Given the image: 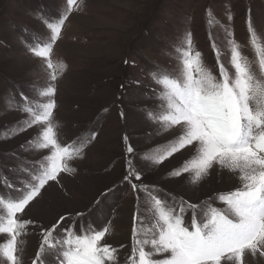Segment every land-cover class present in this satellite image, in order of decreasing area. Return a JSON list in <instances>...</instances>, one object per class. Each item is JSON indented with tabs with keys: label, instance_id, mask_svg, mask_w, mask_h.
Here are the masks:
<instances>
[{
	"label": "rangeland",
	"instance_id": "obj_1",
	"mask_svg": "<svg viewBox=\"0 0 264 264\" xmlns=\"http://www.w3.org/2000/svg\"><path fill=\"white\" fill-rule=\"evenodd\" d=\"M65 8L66 0H0V195L12 198L17 189L31 182L33 166L38 168L49 154L27 143L37 135L38 126L18 134L14 128L27 118L18 110L24 96L33 106L43 103L46 98L39 92L54 83V120L60 142L79 144L93 132L95 139L82 158L68 162L72 173H61L57 181H49L18 215L43 228H50L62 216L68 218L64 226L75 222L77 230L107 225L110 232L102 243L117 249V264H127L132 256L134 216L150 217V210L145 212L147 195L134 192L124 179L125 137L134 148L133 163L143 172L142 179L134 182L155 186L157 194L169 201L175 198L223 208L216 197L240 186L237 174L219 166L196 184L188 174L170 177L173 169L192 156L190 148L159 166H150L141 158L178 134L177 129L156 135L159 125L146 115L150 110L158 112L160 103L154 97L161 87L150 73L175 71L176 46H183L190 32L193 50L202 54L214 74L218 75V65L213 41L227 63L232 39L259 76L247 21L251 17L258 44L264 46V0H83L81 9L69 15L54 45L53 60L66 69L52 82L48 78L51 70L28 51V45L36 43L38 35L46 38L49 34L41 18L58 19ZM21 239L25 242L22 264H32L42 240L40 228L30 227ZM45 259L55 264L51 252ZM245 264H264V256L246 253Z\"/></svg>",
	"mask_w": 264,
	"mask_h": 264
},
{
	"label": "snow or ice",
	"instance_id": "obj_2",
	"mask_svg": "<svg viewBox=\"0 0 264 264\" xmlns=\"http://www.w3.org/2000/svg\"><path fill=\"white\" fill-rule=\"evenodd\" d=\"M82 3L83 0H66V8L58 19L42 17L49 34L46 38L38 35L36 43L28 45V51L51 70L48 78L52 82L66 69L65 64L53 60L54 45L61 38L69 15L79 11ZM247 26L259 76L242 54L240 45L232 39L228 42L230 56L227 63L213 41L218 65V75L214 74L204 63L202 54L193 50L190 32L186 34L183 46H176L175 71L154 70L150 73L161 87L154 97L160 103L158 112L150 110L146 115L159 125L156 135L177 129L178 134L141 156L150 166H159L190 148L192 156L173 169L168 174L170 177L188 174L190 182L196 184L209 174L210 169L219 166L237 174L240 186L216 197L223 203V208L212 203L196 205L175 198L169 201L157 194L155 186L134 182L142 179L143 172L133 163L134 148L125 137L124 179L134 192L147 195L145 212L150 210V217L134 216L132 256L127 264H245L246 253L264 256V46L258 44L251 17ZM228 35L231 37L232 33ZM55 94V84L49 83L39 92L46 98L43 103L33 106L24 96V102L18 108L27 118L18 122L14 131L18 134L38 126L37 135L27 143L37 150H47L49 154L39 162L38 168L33 166L31 182L17 189L12 198L0 195V209L3 210L0 214V261L2 264H22L25 242L21 237L30 227H39L42 240L32 264H47L45 254L49 252L54 255L55 264H117V249L102 243L110 232L107 225L101 228L81 226L77 230L75 222L64 226L68 218L62 216L50 228H43L18 215L40 196L49 181H57L61 173H72L74 169L68 162L82 158L84 149L95 139L93 132L79 144L60 142L58 124L54 120ZM10 136L11 133L5 139ZM5 184L12 186L7 181ZM96 203L99 205L101 201ZM189 213L191 216L186 222ZM83 215L77 213L78 217ZM146 219L150 223L146 224Z\"/></svg>",
	"mask_w": 264,
	"mask_h": 264
},
{
	"label": "trees",
	"instance_id": "obj_3",
	"mask_svg": "<svg viewBox=\"0 0 264 264\" xmlns=\"http://www.w3.org/2000/svg\"><path fill=\"white\" fill-rule=\"evenodd\" d=\"M44 8H47L46 6H44Z\"/></svg>",
	"mask_w": 264,
	"mask_h": 264
}]
</instances>
